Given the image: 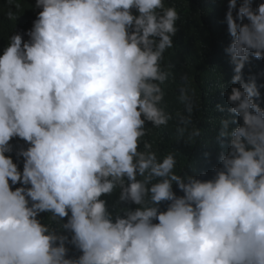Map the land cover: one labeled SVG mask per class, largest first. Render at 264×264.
I'll return each mask as SVG.
<instances>
[{"label":"clouds","instance_id":"clouds-1","mask_svg":"<svg viewBox=\"0 0 264 264\" xmlns=\"http://www.w3.org/2000/svg\"><path fill=\"white\" fill-rule=\"evenodd\" d=\"M33 10L0 51V264H264V84L243 72L264 60V0H227L233 75L215 105L210 175L178 170V149L146 139L170 121L189 146L202 138L186 74L183 109L165 101L174 3L35 0Z\"/></svg>","mask_w":264,"mask_h":264},{"label":"trees","instance_id":"trees-1","mask_svg":"<svg viewBox=\"0 0 264 264\" xmlns=\"http://www.w3.org/2000/svg\"><path fill=\"white\" fill-rule=\"evenodd\" d=\"M168 2L177 6L181 22H178L180 30L175 37V46L165 54V61L175 66V79L164 86L165 101L168 110L173 113L183 109V105L177 101V92L182 85L180 77L186 74L187 86L196 92L199 111L194 114L193 122L202 129V138L200 143L189 146L176 135L175 123L170 121L167 127L159 129H151L149 126L150 132L146 139L159 153L178 149V170L181 167H194L197 172L210 175L221 151L214 142L219 119L215 105L226 102L220 87L223 80L227 82L233 75L232 65L224 52L231 41L224 23L227 0ZM17 3L20 4L19 11L15 8ZM34 3L35 0H0V51L15 30L26 31L31 28L36 15ZM10 9L16 13V19H9ZM243 72L245 79L255 76L258 84H264V60L252 59ZM261 92L264 94V88H261ZM205 152L211 153L210 158L205 159Z\"/></svg>","mask_w":264,"mask_h":264}]
</instances>
